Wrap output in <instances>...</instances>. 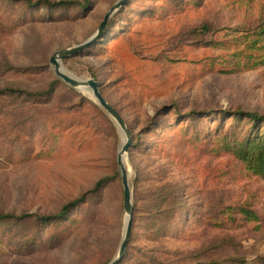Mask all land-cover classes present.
Returning a JSON list of instances; mask_svg holds the SVG:
<instances>
[{"label": "rangeland", "instance_id": "rangeland-1", "mask_svg": "<svg viewBox=\"0 0 264 264\" xmlns=\"http://www.w3.org/2000/svg\"><path fill=\"white\" fill-rule=\"evenodd\" d=\"M48 1L88 6L0 0V89H47L59 79L50 57L89 39L120 0ZM108 22L95 44L61 67L76 79H95L132 141H139L125 160L132 228L120 264H259L264 180L211 151L217 133L182 143L175 125L190 114L203 128L231 123L237 109L264 114V0H124ZM59 81L45 100L0 99V214L50 216L81 197L87 202L62 217L54 238L50 228L37 232L28 222L0 226V264H108L123 236L116 161L123 138L89 92ZM161 110L153 131H144ZM40 116L48 118L49 130L36 121ZM50 127L56 141L48 138ZM27 128L40 136L30 140ZM161 134L170 142L167 150L152 151V138ZM49 140L48 155L22 161L25 148L37 152ZM11 151L9 162L3 154ZM107 176L114 177L93 193ZM149 189L165 197L164 216L172 218L166 234L149 223ZM66 222L74 224L69 232ZM39 237L28 251V240Z\"/></svg>", "mask_w": 264, "mask_h": 264}, {"label": "trees", "instance_id": "trees-1", "mask_svg": "<svg viewBox=\"0 0 264 264\" xmlns=\"http://www.w3.org/2000/svg\"><path fill=\"white\" fill-rule=\"evenodd\" d=\"M12 1L13 2L22 1L23 3L29 6L31 5L32 6H42L45 8L79 5V8L84 10L88 6V2L81 5V4H77L76 2H71V1H60V2H49L48 0H37L36 2H32L31 0H12ZM108 25H109V22L107 23L106 28L104 32L102 33L101 37L107 31ZM263 31H264V27L259 32V35L262 34ZM70 57H67L63 60H67ZM59 83H60L59 79H56L53 81V83H51L49 87H47V89L42 90V91H33V92L17 90L14 88L0 89V99L4 97H12L14 99L25 97V98L32 99V100H45L54 95L57 85ZM162 113H163L162 110L157 111L156 117L151 119V123L149 127L144 131H149V133L152 132L153 125H155L158 121L157 117L161 116ZM175 115L179 116L180 114L178 112H175ZM187 117L189 118L188 120H185V121L180 120L175 125L176 133L179 134V136L181 137L179 138L180 142L195 144V143L200 142L201 140L204 141L206 139L213 138L215 134L217 133L218 134L217 144L211 149V151H214L215 153L221 152L224 155L230 156L235 162H238L245 170L249 171L253 175L258 176L264 180V114L260 115L257 113L246 112V111L237 109L234 112H232L229 116L230 118L233 119L231 123H228L226 125L225 122H218L217 125L214 126L213 128L211 127L203 128L201 126H197L198 121H194L193 119L191 120L192 114H190ZM176 120L177 119L174 117L173 122H175ZM36 121H39V123H44L46 125V130L47 128L49 130V127L47 126L48 118H46V116H40L37 118ZM28 129L29 128H27V131H29ZM39 136L40 134L34 132V130H30L27 135V137L30 140H35ZM48 138L53 141L57 140L56 133L53 132V129L51 130V127H50V133L48 134ZM131 138H132V135H131ZM152 139H154L153 145L151 146L152 151L159 150V152L162 153L167 150V146L169 145L170 142L167 143L166 138L162 134L160 135V138L158 139L152 138ZM138 143L139 141L134 140L133 138L132 145L129 146V149L130 147H133V149L128 150V151H130V153L132 150L133 152L137 151L138 149H135V148L138 146ZM50 147L51 148L53 147V143L51 141L49 144H42L39 150H37V152H33L30 147L28 148V150L25 148L23 152L24 157L22 158V161H29L34 158H40V157H43V155L45 154L48 155L51 151ZM0 152H3V151L0 150ZM3 155H4V159H6L7 161L9 162L13 161L12 159H13L14 152L12 151L6 152ZM116 173L117 172H115V174ZM113 177L114 176H107V177H103L99 179L94 184L92 192L93 193L99 192V190H101L106 184L111 182ZM147 197H148L147 201L149 202L148 208L150 211L149 223L151 225L152 224L157 225L158 230L162 234L168 233V230H169L168 228L170 225L169 220L172 218H168L164 216L163 209L165 205V197L162 195H159L158 190H155V189L147 190ZM86 202H87V198L85 199V197H81L79 199H76L62 206L58 213H56L55 215H50V216H36V215H26V214L17 216L13 214H0V226H2L3 224H9V223L13 225L15 224L18 225V224H23L25 222H28L32 224L33 228L37 232H40L42 229H43V232H46V230L50 228L51 230L48 232V237L54 238L56 237L58 233L60 234V232H58L59 230L58 224L62 221L61 220L62 217H64L71 209H74L77 206H80V204H84ZM178 206L177 204H175V207H178ZM88 207L89 206H86V209H88ZM240 212L247 219L258 222L257 216L253 214L250 210L241 208ZM68 223L66 222L63 228V230L67 232H69L68 228L74 225V224H68ZM0 237L4 238L5 236H0ZM39 239L40 237L33 238L31 239V241L28 240L29 243L26 245V247L28 248V251H31V249L36 247V245L38 244L36 243V241H39ZM125 258H126V254H124V259ZM124 259H122L123 260L122 262H124ZM258 263L264 264V257L258 258Z\"/></svg>", "mask_w": 264, "mask_h": 264}, {"label": "water", "instance_id": "water-1", "mask_svg": "<svg viewBox=\"0 0 264 264\" xmlns=\"http://www.w3.org/2000/svg\"><path fill=\"white\" fill-rule=\"evenodd\" d=\"M123 3L124 0H120L109 9V11L103 17L102 22L99 24L94 34L89 39L74 47L60 50L54 53L49 59V63L53 67L54 74L56 75L57 78H59L64 83H66L67 85H69L74 89H78L82 92L88 91L91 93L92 98L97 103V105L115 122L123 138V143L120 149L118 150L116 161L120 172L121 184L123 187V208L126 214V219H125L123 236L117 254L108 264H120L121 260L124 257L131 232L132 195L129 186V174L126 168L125 160L127 158L129 146L131 145L132 139L126 127L125 122L116 112V110L104 99V97L100 93L98 82L95 79H91V78L86 80H80L64 74L61 71L62 68L61 62L63 59L76 55L79 52H82L83 50L87 49L92 44H94L101 37L110 18L114 15V13L117 11V9H119V7Z\"/></svg>", "mask_w": 264, "mask_h": 264}, {"label": "bare ground", "instance_id": "bare-ground-1", "mask_svg": "<svg viewBox=\"0 0 264 264\" xmlns=\"http://www.w3.org/2000/svg\"><path fill=\"white\" fill-rule=\"evenodd\" d=\"M61 71L64 73V74H66V75H68V76H70V77H73L71 74H69L66 70H64L63 68H61ZM74 78V77H73ZM86 92H88V91H86ZM90 93V92H89ZM91 94V93H90ZM92 96V95H91Z\"/></svg>", "mask_w": 264, "mask_h": 264}]
</instances>
